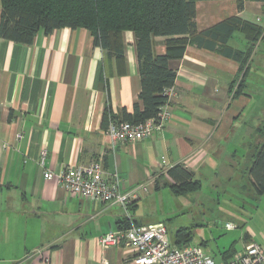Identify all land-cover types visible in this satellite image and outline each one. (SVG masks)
<instances>
[{
	"label": "crops",
	"instance_id": "obj_1",
	"mask_svg": "<svg viewBox=\"0 0 264 264\" xmlns=\"http://www.w3.org/2000/svg\"><path fill=\"white\" fill-rule=\"evenodd\" d=\"M196 12L199 32L234 16L264 28L263 0H245L242 11L236 0L200 1ZM1 17L0 0V24ZM237 33L229 45L246 51L248 41L240 33L239 44ZM165 41L153 39L156 55L165 53ZM125 46L120 64L84 28L40 32L32 44L0 36V264H134L126 247H106L99 239L120 231L123 223L128 228L163 223L144 216L141 207L164 189L172 192L168 170L178 164L202 183L198 192L246 190L252 159L243 167L242 153L252 154L247 140L264 122V110L245 92L234 96L240 63L189 45L178 62L166 127L142 141L113 144L105 114L132 113L141 92L131 32ZM92 162L101 163L120 192L136 190L137 198L123 207L74 197L56 179L44 177L46 171ZM249 187L245 199L225 195L229 215L215 221L216 230L227 232L216 242L223 264L230 261L226 253L242 252L251 243L264 248V197ZM226 223L237 228L227 230Z\"/></svg>",
	"mask_w": 264,
	"mask_h": 264
},
{
	"label": "trees",
	"instance_id": "obj_2",
	"mask_svg": "<svg viewBox=\"0 0 264 264\" xmlns=\"http://www.w3.org/2000/svg\"><path fill=\"white\" fill-rule=\"evenodd\" d=\"M200 1L209 0H1L0 36L16 43L32 44L40 32L50 34L66 27L84 28L92 34L96 46L109 56H115L121 64L126 51L125 35L131 32L135 38L141 78L139 102L134 105L132 113L123 109L122 118L106 113L104 121L107 125L110 120L141 123L155 119L161 107L167 104L164 91L174 86L178 62L189 45L238 61L239 85L234 96L243 94L249 62L256 45L264 39V28L234 16L199 32L196 5ZM236 2L242 11L245 0ZM236 32L245 35L248 41L246 51L235 50L229 45ZM156 37L166 38L163 55L154 53L153 39ZM233 88L230 92H233ZM256 133L260 139L249 155L252 164L247 176L251 191L256 196L264 197V122ZM168 175L173 180L170 189L177 196H186L202 189V183L182 164L169 169ZM128 227V223H123L120 231ZM183 232H178L177 245L185 246L192 240L191 232ZM233 252L226 253V258L231 259L235 255Z\"/></svg>",
	"mask_w": 264,
	"mask_h": 264
},
{
	"label": "built area",
	"instance_id": "obj_3",
	"mask_svg": "<svg viewBox=\"0 0 264 264\" xmlns=\"http://www.w3.org/2000/svg\"><path fill=\"white\" fill-rule=\"evenodd\" d=\"M164 95L167 96L168 102L161 107L155 119L141 123L110 120L105 132L111 143H134L162 131L172 117L169 103L174 96L173 87L166 89ZM46 154V150L42 151V160ZM44 177L49 180L56 179L70 195L92 201L116 203L127 207L138 196L136 190L120 192L118 183L105 176L100 162L67 167L58 173L46 171ZM225 228L234 230L237 226L226 223ZM99 242L106 247L123 245L134 253V264H215L214 259L197 245L171 244L163 223L152 226L132 225L126 230L103 235ZM228 264H264V248L257 243H251L242 252L236 253Z\"/></svg>",
	"mask_w": 264,
	"mask_h": 264
},
{
	"label": "rangeland",
	"instance_id": "obj_4",
	"mask_svg": "<svg viewBox=\"0 0 264 264\" xmlns=\"http://www.w3.org/2000/svg\"><path fill=\"white\" fill-rule=\"evenodd\" d=\"M237 39L239 40V44L242 43L243 45L242 34L237 33ZM246 82L248 86L243 92L258 102V109L264 110V40H261L255 47L249 62V72ZM257 135L256 133L247 140L248 144L250 143L249 146L252 145L253 147L254 142L260 139ZM244 154L246 153H242V158H244L243 167L246 162H251L249 155L244 156ZM243 181V184L246 186L245 191L233 189L234 192L230 191L227 195L219 188L212 190L204 187L200 192L177 197L169 189H164L156 193L155 198L145 202L141 207V211L144 216L159 218L166 225L168 240L171 244L177 245L179 231H185L183 234L191 232V244L201 245L205 253L208 251L217 259V264H223L216 242H219L221 239L224 240L227 232L223 231V233H220L216 230L215 221L221 215L222 218L229 215L226 213L225 207L229 201H226L225 195L227 197H237L238 199L246 198L248 194L247 188L249 187L247 176ZM219 197L221 202H218ZM237 198L236 200L238 201ZM236 200L233 203H237Z\"/></svg>",
	"mask_w": 264,
	"mask_h": 264
}]
</instances>
